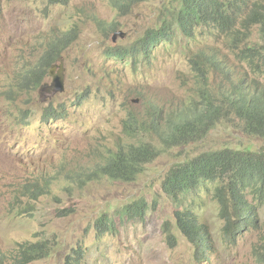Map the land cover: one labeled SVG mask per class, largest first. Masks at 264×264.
<instances>
[{
    "label": "rangeland",
    "instance_id": "rangeland-1",
    "mask_svg": "<svg viewBox=\"0 0 264 264\" xmlns=\"http://www.w3.org/2000/svg\"><path fill=\"white\" fill-rule=\"evenodd\" d=\"M172 11L171 0H149L128 12L111 0H0V252L6 257L23 242L48 240L54 244L49 257L31 264H64L79 245L85 251L82 264H264V194H246L258 225L245 230L225 227L215 183L183 196L184 211L207 227V256L181 233L175 221L179 205L162 192L170 169L199 154L226 148L264 151V138L245 134L237 118L186 146L165 149L147 136L160 155L136 179L79 185L78 177L97 157L106 158L123 141L142 140H130L124 125L129 114L147 113L145 101L164 109L184 106L195 95L201 82L191 67L193 53L212 51L238 76L264 85V24L245 28L246 13L216 31L198 28L191 38L176 33L148 57L106 55L108 47H129ZM112 21L118 23L114 33L101 29ZM71 26L77 39L59 52L37 87L29 78L26 84L25 70L36 68L47 42ZM55 79L63 91L54 89ZM48 108L56 115L44 119ZM29 165L45 173L59 170L50 193L36 201L16 191ZM141 198L148 207L144 218L120 220L123 206ZM104 215L114 220V231L98 235L96 221ZM165 223L173 246L163 232Z\"/></svg>",
    "mask_w": 264,
    "mask_h": 264
},
{
    "label": "trees",
    "instance_id": "trees-1",
    "mask_svg": "<svg viewBox=\"0 0 264 264\" xmlns=\"http://www.w3.org/2000/svg\"><path fill=\"white\" fill-rule=\"evenodd\" d=\"M57 3L66 0H48ZM123 12L133 6L149 0H111ZM173 11L165 16L159 27L144 32L142 37L129 47H108L106 55L128 58L134 55L148 57L154 47L163 41H169L176 33L191 38L198 28L216 31V26L234 23L241 13H246L244 24H264V0H171ZM251 4L252 7H248ZM245 10H247L245 12ZM117 21H112L101 29L114 33ZM78 30L71 26L68 30L55 35L47 42L46 51L37 67H29L22 77L31 87H37L46 76L47 69L53 64L59 52L67 49L76 39ZM191 67L201 84L196 87V95L183 105L170 104L164 109L157 108L145 101L147 113L143 116L126 118L124 129L131 139L142 137L136 143L123 141L111 150L106 158H98L89 163L90 169L84 177H78L79 185L84 186L94 180L108 179L115 182H131L145 171L146 166L160 155L152 143L146 140L153 137L154 143L161 147L173 148L186 146L203 140L218 124L237 118L241 121V130L250 136L264 138V85L255 79H244L218 60L212 51H199L190 59ZM227 67V69H226ZM218 76V81H212ZM47 115L55 116L52 108L46 109ZM28 177L23 178L16 188L18 196L30 200L50 193V186L58 178L59 170L45 173L28 166ZM62 180V178H61ZM78 184V181H73ZM207 183H215L214 193L222 208L225 227L240 230L250 226L257 227L255 206L246 194L257 197L264 194V151L222 149L208 151L176 165L162 182V192L172 203L179 205L175 213L176 225L181 233L193 244L197 252L209 255L210 247L207 227L200 224L196 215L184 211L183 197ZM61 185L62 181H61ZM190 208V207H189ZM148 207L143 198L123 206L118 213L119 219H143ZM230 211V213H229ZM229 215V216H228ZM114 220L102 216L96 221L98 235L104 231H114ZM167 242L174 245V237L168 224L163 226ZM48 240L26 241L18 246L16 253L6 257L0 252V264L10 259L13 264H31L48 258L53 249ZM200 250V251H199ZM85 251L81 245L72 250L64 264H82ZM3 260V261H2Z\"/></svg>",
    "mask_w": 264,
    "mask_h": 264
},
{
    "label": "water",
    "instance_id": "water-1",
    "mask_svg": "<svg viewBox=\"0 0 264 264\" xmlns=\"http://www.w3.org/2000/svg\"><path fill=\"white\" fill-rule=\"evenodd\" d=\"M113 40H115V37H113ZM54 89L56 91H63V86H62V84L60 83V81L58 79L54 80Z\"/></svg>",
    "mask_w": 264,
    "mask_h": 264
},
{
    "label": "clouds",
    "instance_id": "clouds-1",
    "mask_svg": "<svg viewBox=\"0 0 264 264\" xmlns=\"http://www.w3.org/2000/svg\"><path fill=\"white\" fill-rule=\"evenodd\" d=\"M244 27H245V28H248L249 26H248L247 24H244ZM215 30H216V29H215ZM206 51H208V50H206ZM198 52H199V51H198ZM196 53H197V52H196ZM196 53H193V54H192V57H193ZM217 58H218V57H217ZM218 60H220V59L218 58ZM221 62H222V61H221ZM224 64H225V63H224ZM226 66H227V65H226ZM228 68H229L228 71H230V66H228ZM226 69H227V67H226ZM195 90H196V89H195ZM195 95H196V93H195ZM195 95H194V96H195ZM189 97L191 98L192 96H189ZM151 101H152V100H151ZM176 104H177V103H176Z\"/></svg>",
    "mask_w": 264,
    "mask_h": 264
}]
</instances>
